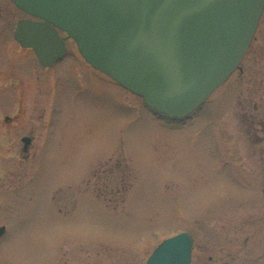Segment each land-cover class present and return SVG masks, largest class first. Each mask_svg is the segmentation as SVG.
<instances>
[{"label": "rangeland", "instance_id": "obj_1", "mask_svg": "<svg viewBox=\"0 0 264 264\" xmlns=\"http://www.w3.org/2000/svg\"><path fill=\"white\" fill-rule=\"evenodd\" d=\"M25 18L0 0V264H146L183 232L195 239L192 264H264L262 146L242 114L262 90L260 60L175 122L73 41L42 68L15 41Z\"/></svg>", "mask_w": 264, "mask_h": 264}, {"label": "water", "instance_id": "obj_2", "mask_svg": "<svg viewBox=\"0 0 264 264\" xmlns=\"http://www.w3.org/2000/svg\"><path fill=\"white\" fill-rule=\"evenodd\" d=\"M13 1L42 20L22 21L15 33L41 65L64 56L60 29L95 69L175 118L198 110L239 68L264 12V0ZM194 243L186 232L167 239L147 264H192Z\"/></svg>", "mask_w": 264, "mask_h": 264}, {"label": "flooded vegetation", "instance_id": "obj_3", "mask_svg": "<svg viewBox=\"0 0 264 264\" xmlns=\"http://www.w3.org/2000/svg\"><path fill=\"white\" fill-rule=\"evenodd\" d=\"M30 19L38 21V19H35V18H30ZM261 29H262L261 34L263 32V36L262 38H260L259 36L256 35L254 42L243 62V65H244L242 66L243 69L239 71L241 73V76H243L245 70L246 71L249 70V63H250L249 60L250 59L260 60L257 65L260 64L259 70L261 69L262 71L264 70V45L261 46L262 51L260 49H256L257 44L262 43L264 41V15L262 17L257 34L260 32ZM62 36L64 37V35ZM259 82H260V87L262 88V90L259 92L257 100H254L256 98L255 97L256 95L253 93L250 94V92L245 97L247 98L246 103L248 105L250 104L253 105V108H252L253 112L251 111V109H247V107L243 106L242 114H243V124L247 127L248 130H252L254 133L253 134L254 137L252 141L255 143V145L262 146L261 155H262V159L264 162V77H261L259 79ZM260 133L263 135L262 138L257 136V134H260Z\"/></svg>", "mask_w": 264, "mask_h": 264}]
</instances>
